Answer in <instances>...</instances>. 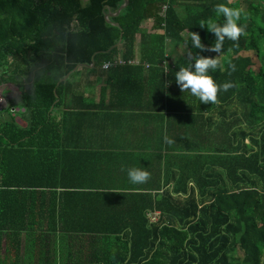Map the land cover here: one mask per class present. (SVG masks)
Listing matches in <instances>:
<instances>
[{"label": "trees", "instance_id": "1", "mask_svg": "<svg viewBox=\"0 0 264 264\" xmlns=\"http://www.w3.org/2000/svg\"><path fill=\"white\" fill-rule=\"evenodd\" d=\"M124 2L0 0V86L19 89L0 112V264L25 258L24 264H264V0H128L118 16L106 18ZM219 2L242 10L238 23L246 31L238 41L225 40L222 67L210 70L218 84L231 81L233 87L219 90L217 103L204 104L175 82L187 57L166 65L165 73L158 69L169 41L183 42L187 29L205 45L214 42L199 22H223L214 11ZM148 21L152 27L144 28ZM248 51L254 57L241 55ZM107 62L115 100L124 90L130 99L140 97L147 67L154 72L147 78L160 76L168 84L160 89L162 99L195 102L196 126H204L199 117L205 112L215 115L232 104L241 126L222 140L218 124L207 141L211 155L196 156V175L180 174L171 191L148 195L142 204L68 186V179L77 180L68 172L87 158L76 152V163L63 158L71 149L62 146L61 133L69 131L50 111L70 99L85 100L74 95L67 75L80 65L97 70ZM11 107L25 110L26 127ZM155 211L159 219L151 222L147 213ZM44 243L50 244L47 255L37 259Z\"/></svg>", "mask_w": 264, "mask_h": 264}, {"label": "crops", "instance_id": "2", "mask_svg": "<svg viewBox=\"0 0 264 264\" xmlns=\"http://www.w3.org/2000/svg\"><path fill=\"white\" fill-rule=\"evenodd\" d=\"M178 11L182 14L181 9ZM152 25L151 21L143 23L144 28H151ZM181 37L183 42L169 41L166 62L163 68L158 69V73L167 72L164 67L176 59L187 57L188 47L184 44L187 31ZM138 49L134 57L137 63L140 62ZM107 63L97 70L93 69L94 65L78 67L72 72L73 75H67L71 79L74 95L83 96L85 100L70 99L62 105L53 106L50 111L57 122L65 124L69 131L67 134L61 133L62 146L71 149L62 152L63 158L76 163L75 152L81 159L87 158L82 160V164L78 162L75 173L68 172V177L77 179H68V186L92 189L102 194L125 195L124 204H142L148 195L159 198L162 196L161 191H171L180 174L196 175V156L211 155L207 147L211 148L212 145L207 141L213 139V129L218 124L222 140L226 135L232 136L234 130L241 126V112L236 104L215 115L213 112H205L199 117L203 118L204 126H196L198 118L193 116L192 110L196 106L195 102L180 97L162 99L160 89L168 87V84L160 76L147 78L154 73L147 67L142 69L144 91L140 97L130 99L127 90H124V96L115 100L112 88L106 82L107 70L103 66ZM84 76H89L91 80L85 89L82 88ZM94 89L96 92L92 94ZM18 90L13 83L0 86V94L8 100L11 95L18 94ZM10 112H13L20 126H27L24 109L11 107ZM196 132L201 135L200 138ZM73 144L74 147H70ZM132 167L148 171V179L141 184L132 183L127 175L128 169ZM192 184L189 179L188 187L194 188ZM47 244L43 245V254L37 252V259L47 255V248H50V244ZM21 254L24 255V249ZM18 262L24 264L26 258Z\"/></svg>", "mask_w": 264, "mask_h": 264}, {"label": "clouds", "instance_id": "3", "mask_svg": "<svg viewBox=\"0 0 264 264\" xmlns=\"http://www.w3.org/2000/svg\"><path fill=\"white\" fill-rule=\"evenodd\" d=\"M214 11L217 17L223 18V22H217L212 18L201 19L199 22L200 28H206L208 32L214 35V42L205 45L198 32L187 29L184 44L185 46L191 45L190 48H186L188 64L180 67L174 74L175 82L180 89L183 92H190L192 96L197 97L204 104L217 103L218 91H227L233 87L231 81L218 84L210 75V70L215 71L218 67H222L219 55L225 40L238 41L246 31V25L238 23L242 15L240 8L219 2L214 5ZM193 49H199L201 52H214L218 55L205 56L194 52ZM229 67L231 71H235V65H229ZM164 71H168L167 66L164 67ZM127 175L132 183L141 184L148 179L150 174L143 168L132 167L128 169Z\"/></svg>", "mask_w": 264, "mask_h": 264}, {"label": "rangeland", "instance_id": "4", "mask_svg": "<svg viewBox=\"0 0 264 264\" xmlns=\"http://www.w3.org/2000/svg\"><path fill=\"white\" fill-rule=\"evenodd\" d=\"M229 1H234V0H229ZM84 3L86 4L87 2L85 1ZM242 55H244V56L249 55V56H251V57H254V52H252V51L243 52ZM254 60H255V62H256V65H258L256 58H254ZM81 77H82V76H81ZM88 77H89V76H88ZM88 77H86V76L83 77L82 88H84V89L86 88V85H87L88 83H90V81H91ZM88 79H89V80H88ZM91 79H92V75H91ZM91 91H92V90H90V92H91ZM95 92H96V90L94 89V91H93L92 94H94ZM0 95H1V94H0ZM147 215H148V217H149V215H151V214H150V213H147ZM152 215H153V218H152L153 222L158 221V219H159V212H158V211H155Z\"/></svg>", "mask_w": 264, "mask_h": 264}, {"label": "built area", "instance_id": "5", "mask_svg": "<svg viewBox=\"0 0 264 264\" xmlns=\"http://www.w3.org/2000/svg\"><path fill=\"white\" fill-rule=\"evenodd\" d=\"M165 8L166 7L164 6L162 12L165 11ZM120 63L122 64V62ZM110 65H111V62H108L107 64L103 66V68L106 70L108 67H110ZM8 107H9L8 99L0 95V112H3L4 110L8 109ZM152 218H153V215L152 214L149 215V219L151 222H153Z\"/></svg>", "mask_w": 264, "mask_h": 264}, {"label": "water", "instance_id": "6", "mask_svg": "<svg viewBox=\"0 0 264 264\" xmlns=\"http://www.w3.org/2000/svg\"><path fill=\"white\" fill-rule=\"evenodd\" d=\"M128 4V0H125V2L123 3V5L122 6H120L119 7V9L115 12V13H107L106 14V18L108 19V18H110L111 16H118L119 14H120V12L122 11V9L126 6ZM113 25H115V26H117V24H113ZM84 67L85 65H80V66H78V67ZM77 67V68H78ZM86 67V66H85ZM76 70V69H75Z\"/></svg>", "mask_w": 264, "mask_h": 264}]
</instances>
